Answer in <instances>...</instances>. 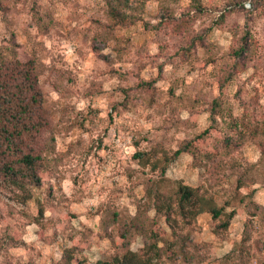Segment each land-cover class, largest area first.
Returning <instances> with one entry per match:
<instances>
[{
    "label": "rangeland",
    "instance_id": "374dc122",
    "mask_svg": "<svg viewBox=\"0 0 264 264\" xmlns=\"http://www.w3.org/2000/svg\"><path fill=\"white\" fill-rule=\"evenodd\" d=\"M148 5L0 0V68L31 70L40 127L23 148L41 157L36 185L17 188L0 175V264H89L86 253L98 264L128 252L149 264H264V0ZM74 38L69 63L61 49ZM175 183L210 198L220 218L181 217ZM98 197L99 205L85 203ZM137 238L143 246L133 251ZM226 244L232 249L220 255Z\"/></svg>",
    "mask_w": 264,
    "mask_h": 264
},
{
    "label": "trees",
    "instance_id": "16d2710c",
    "mask_svg": "<svg viewBox=\"0 0 264 264\" xmlns=\"http://www.w3.org/2000/svg\"><path fill=\"white\" fill-rule=\"evenodd\" d=\"M3 69L0 68V175L8 184L23 189L26 184L39 183L37 171L41 157L32 154L31 150L24 153L23 148L25 135H33L40 127L36 125L37 122L32 121L38 92L30 69H24L18 62L10 65L8 73ZM189 147L183 146L175 151L172 160L181 153H188ZM138 158L141 159V153ZM168 162H162L165 164L163 166ZM160 163L155 161L152 171L158 169ZM165 169L161 168L160 172L164 173ZM174 192L181 217L194 219L202 213H207L217 219L222 215L223 209L217 207L210 198L199 195L196 189L175 183ZM159 198L162 196H157V199ZM165 209L168 213L174 211L171 200ZM223 227H226V224ZM155 247L154 253L157 255L158 248L156 245ZM149 260H140L136 254L128 252L120 258L115 257L111 262L98 264H149Z\"/></svg>",
    "mask_w": 264,
    "mask_h": 264
},
{
    "label": "clouds",
    "instance_id": "9594fccd",
    "mask_svg": "<svg viewBox=\"0 0 264 264\" xmlns=\"http://www.w3.org/2000/svg\"><path fill=\"white\" fill-rule=\"evenodd\" d=\"M186 3H190L191 0H185ZM218 4L219 5H224L227 0H217ZM79 3L81 5H90L91 4V0H79ZM149 8H152L154 6V0H149ZM245 9L249 10V11H252L253 14H255L253 8H252V5L250 3H245L244 5ZM194 11V10H193ZM59 18V17H58ZM244 16L241 15L240 19H239V24L241 26H243L244 24ZM0 27H2V25H0ZM225 37H227L226 40H222L221 43L224 45L225 49H227L228 47V42L231 40V36H229V34L227 32L224 33ZM77 40L78 38H74L71 40V42H65L64 45H63V48L61 49V51H64L66 53V58L69 60V63H71L73 60L77 59L76 55L74 54L75 53V47L78 46L77 45ZM52 45L49 44V47H51ZM150 51L155 54L158 49H157V45L155 43L151 44L150 46ZM91 65H88V67H90ZM172 71V66L171 65H168L165 67V72L168 73V72H171ZM249 72H251V69H249ZM188 83L191 84L192 83V80H191V77H189L188 79ZM104 88L105 90L107 91L109 89V86L108 84H105L104 85ZM179 94V93H178ZM52 96L54 99H59V96L53 92L52 93ZM88 104V101L87 100H84V99H80L78 101V103H76V107H77V110L79 111H83L85 110L86 106ZM93 107H95V105H93ZM101 107H103V105H101ZM143 115H147L146 112H141V116ZM178 116L180 119L182 120H189L191 117L189 115V112L187 110H181L178 112ZM207 119V114L204 116V117H201V123H203V120ZM217 120L219 121L220 118L217 117ZM117 123H119V121H117ZM140 127H144L146 129L150 128L151 125H148V124H144L143 121L141 120L140 122ZM123 139L125 140H129V138L127 137H124ZM117 147L120 148L121 151H125L127 154H130L133 149L132 148H127L126 150L123 148L122 144L120 142H117ZM187 160L189 163L192 162V157H187ZM260 160V150L259 149H255L253 154L250 155L249 157V162L252 163V164H256L258 161ZM113 164H115L116 162L113 161L112 162ZM195 178V177H193ZM65 183V191L68 192V184H69V181L68 180H65L64 181ZM69 195H71V192H69ZM105 197H98L97 199H94V200H91V201H85L86 204H93V205H99L102 201H104ZM122 204H128L129 201L127 199H123L121 201ZM136 214V210L135 208L132 209V215H135ZM150 216H154L155 215V212L152 211L149 213ZM96 220H99V217H96ZM32 227H35L34 225ZM29 231V234L27 236L24 237V239L31 243L32 241H34L36 239V237L32 236L31 235V229L28 230ZM104 245L107 246L108 245V241L105 240L104 241ZM140 246L142 247L143 245L140 244V238H137V241L136 243H133L131 245V250L135 251L137 249V246ZM233 245L232 244H226L224 249H223V253H220V255H223L224 253H227L229 252L231 249H232ZM92 253H96L98 251V249L96 248H93L92 250ZM51 254V252L49 253ZM86 255H89V264H95V261L99 258L98 256H93L91 255L90 253H86ZM60 257L59 256H55V259H59Z\"/></svg>",
    "mask_w": 264,
    "mask_h": 264
}]
</instances>
